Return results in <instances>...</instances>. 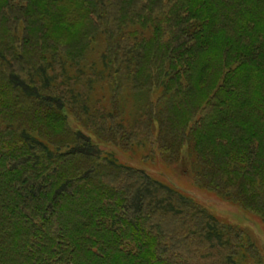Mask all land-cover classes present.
I'll list each match as a JSON object with an SVG mask.
<instances>
[{"label":"trees","instance_id":"trees-1","mask_svg":"<svg viewBox=\"0 0 264 264\" xmlns=\"http://www.w3.org/2000/svg\"><path fill=\"white\" fill-rule=\"evenodd\" d=\"M98 42L111 107L88 111L69 83ZM70 116L106 143L154 138L165 160L188 145L200 185L264 220V0H0V264H195L205 247L242 264L255 251Z\"/></svg>","mask_w":264,"mask_h":264},{"label":"rangeland","instance_id":"rangeland-1","mask_svg":"<svg viewBox=\"0 0 264 264\" xmlns=\"http://www.w3.org/2000/svg\"><path fill=\"white\" fill-rule=\"evenodd\" d=\"M98 48H101L100 42L87 53L86 67L84 68L86 70L85 74L81 75L78 81L72 80L69 83L71 88L82 91L85 97L88 96V103L90 105L88 111L91 110V106L95 107V105L101 106L105 110L111 107H109V100H107L108 93L105 86L106 82L103 80L104 74L95 75L92 73L96 70L105 69L100 60V53L97 54ZM65 59L64 61L60 60V63L68 62ZM64 66L66 67V77L72 79L75 75V72L71 69L72 67L69 66V63ZM92 78H94L93 83H91ZM62 84L61 87L64 89L65 85ZM128 105L130 104L127 103L126 107ZM130 112L131 109H127L126 113L121 116L123 117L121 123H126L127 119L130 120ZM69 124L73 129H81L101 151L113 155L119 163L142 169L153 179L165 183L184 195L189 196L212 214L218 222L235 227L238 226L245 230L251 236V242L255 246V251L249 247L243 249V252L246 250L248 253L244 254L245 262L242 264H264V220L257 212L249 211L238 203L231 202L218 193L200 185L196 181V174L193 171V156L188 145L182 147L180 159L170 161L165 160L161 156L155 144L152 143L154 138L139 143L128 142L126 147H123L101 141L92 131L86 130V128L81 126L72 116L69 118ZM154 127L153 132L155 136L156 126ZM141 138L143 139L144 136H141ZM197 251V253L192 255L195 259V264H204L207 261L209 263L205 264H210L211 261H216L215 264H217V261L222 259L223 253H219L216 250H209L207 256V247L198 248Z\"/></svg>","mask_w":264,"mask_h":264}]
</instances>
